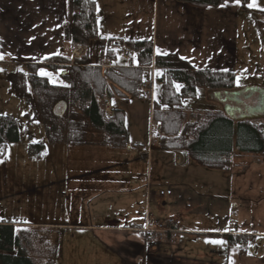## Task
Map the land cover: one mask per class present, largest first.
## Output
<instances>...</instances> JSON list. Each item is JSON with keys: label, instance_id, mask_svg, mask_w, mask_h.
<instances>
[{"label": "crops", "instance_id": "obj_1", "mask_svg": "<svg viewBox=\"0 0 264 264\" xmlns=\"http://www.w3.org/2000/svg\"><path fill=\"white\" fill-rule=\"evenodd\" d=\"M95 1L101 38L143 40L142 12L149 7L148 41L153 42L155 55L175 54L198 70H234L230 66L236 65L238 32L232 13L242 11L236 2L217 9H196L175 0ZM71 14L70 0H0V64L8 65L16 55L24 54L35 62L61 53L72 60L75 48L61 40L62 25ZM21 63L16 64L23 71L25 64ZM209 96L239 119H263V106L237 113L240 110L232 103L238 96L230 101L223 92H209ZM155 136L149 143L156 145L155 149L142 153L148 158L146 162L154 154L158 156L148 164L146 178L142 176L136 189L145 194L142 209H138L143 215L140 223L127 227L124 219L122 228L94 229L98 239L128 264H264V157L236 155L227 172L206 170L191 162L186 152L159 150ZM213 172L219 176L206 180ZM147 209L156 220H177L179 236L175 242L166 239L155 243L145 238L140 230L146 223ZM141 212L135 210L134 215ZM231 213L238 217H231ZM17 227L23 230L20 236L26 245L23 238L29 232L25 225ZM238 235L243 236L242 252L237 247ZM216 240L226 243H211ZM28 256L35 264L29 252Z\"/></svg>", "mask_w": 264, "mask_h": 264}, {"label": "rangeland", "instance_id": "obj_2", "mask_svg": "<svg viewBox=\"0 0 264 264\" xmlns=\"http://www.w3.org/2000/svg\"><path fill=\"white\" fill-rule=\"evenodd\" d=\"M251 3L253 0H249L246 7L264 13V0H255L254 7L248 6ZM239 6L243 4L239 3ZM148 8L142 12V28L139 31L143 40L140 41H148L151 35ZM232 14L238 32L236 61H233L236 65L230 66L236 77L238 99L233 101L232 107L239 108L237 113H248L253 109L257 111L256 107H264V45L250 12L242 10L239 14ZM135 29L138 30L137 27ZM139 31H136V37ZM119 50L120 47L116 48L115 61L101 60L99 42L93 41L90 63L113 67L137 65L136 56H126ZM50 57L35 62L27 60L26 54L16 55L15 60L8 63L9 66L0 64V116L13 117L21 127L20 143L9 146L6 158L0 160V222H23L29 232L23 243L27 253L35 259V264H128L121 260L119 253L109 250L93 231L122 228L121 220L124 219L128 220L127 227L136 225L143 217L138 209H142L140 203L145 194L136 192V189L142 176L146 178L148 164L151 161L154 163L158 156L154 154L151 161L146 162L148 158L142 153L156 147L149 143L156 139L159 130L152 124L151 113L152 102H159L162 94V87L157 81L159 73L155 74L152 99L117 98L109 102L113 109L124 111L130 148L113 150L96 146L48 145L42 122L27 121L25 118L31 114V109L18 97L12 77L22 72L17 68V62H22V66L25 64L24 71L27 64L41 63ZM226 68L230 69L227 64ZM38 75L52 85H65L61 73L43 69ZM27 91L30 94V84ZM63 109L57 108L56 113H61ZM108 109L111 110L110 107ZM185 109L189 113H222L235 121L246 120L239 119L236 113L230 114L231 109L228 112L222 102L211 101L206 89H200L197 99L188 101ZM261 114L262 120H254L264 123V112ZM40 143L47 144L43 156L40 159L29 158L30 145ZM212 174L205 179L213 180L214 177L209 176H219L215 172ZM135 210L141 215H134Z\"/></svg>", "mask_w": 264, "mask_h": 264}, {"label": "trees", "instance_id": "obj_3", "mask_svg": "<svg viewBox=\"0 0 264 264\" xmlns=\"http://www.w3.org/2000/svg\"><path fill=\"white\" fill-rule=\"evenodd\" d=\"M249 0H240L242 10L250 12L264 45V13L246 7ZM196 9H217L236 0H175ZM71 18L61 28V40L85 53L74 61L65 54L27 64L24 71L12 77L18 97L31 109L27 121H41L46 143L67 147H100L113 150L130 148L123 110H105L98 99H145L144 83L154 67L162 94L152 103V122L158 125L157 147L163 151L186 152L189 160L206 170L227 172L235 155L264 157V123L253 120L235 121L222 113H189L188 101H195L200 89L223 92L226 100L235 97L236 77L230 71L198 70L175 54L155 55L153 42L101 38L99 13L95 0H70ZM98 41L101 60L115 61L116 48L134 52V67L107 68L92 65L90 45ZM121 52V50H119ZM61 73L65 85H52L39 71ZM30 84L31 92L27 91ZM180 87H177V86ZM63 107L61 113L56 109ZM20 123L10 116H0V160L7 149L20 143ZM47 144H31L28 156L40 159ZM22 221L0 222V264H34L22 244L17 226Z\"/></svg>", "mask_w": 264, "mask_h": 264}, {"label": "built area", "instance_id": "obj_4", "mask_svg": "<svg viewBox=\"0 0 264 264\" xmlns=\"http://www.w3.org/2000/svg\"><path fill=\"white\" fill-rule=\"evenodd\" d=\"M83 50H78L75 52V57H79L82 54ZM122 52L126 55H133L134 52L122 49ZM152 71L154 69L152 68ZM152 79H147L144 83L145 96L151 97V88ZM101 101V100H99ZM106 110L110 112L108 106H106ZM171 192H168L170 195ZM231 217L237 218L236 214H231ZM142 232L145 234L147 240L154 242H163L166 239H170L172 242H175L178 239L179 231L177 227V221L174 218H167L166 220H156L154 219L152 213L148 210L146 211V223L142 229ZM239 250H243V241L241 239L238 240Z\"/></svg>", "mask_w": 264, "mask_h": 264}, {"label": "snow or ice", "instance_id": "obj_5", "mask_svg": "<svg viewBox=\"0 0 264 264\" xmlns=\"http://www.w3.org/2000/svg\"><path fill=\"white\" fill-rule=\"evenodd\" d=\"M236 3L239 4V3H240V0H236ZM248 6H249V7H254V6H256V5H255V0H253V3L249 4ZM158 51H159V50H158ZM165 54H167V53H165ZM0 58H2V57H0ZM177 87H180V86L178 85ZM211 243H216V244L223 245V244L226 243V241H223V240H216V241H211Z\"/></svg>", "mask_w": 264, "mask_h": 264}, {"label": "water", "instance_id": "obj_6", "mask_svg": "<svg viewBox=\"0 0 264 264\" xmlns=\"http://www.w3.org/2000/svg\"><path fill=\"white\" fill-rule=\"evenodd\" d=\"M227 111L229 112L230 110H229V109H227Z\"/></svg>", "mask_w": 264, "mask_h": 264}]
</instances>
